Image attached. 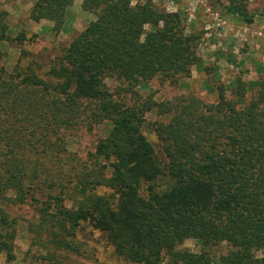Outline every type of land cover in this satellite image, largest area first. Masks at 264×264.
<instances>
[{"label": "trees", "instance_id": "obj_1", "mask_svg": "<svg viewBox=\"0 0 264 264\" xmlns=\"http://www.w3.org/2000/svg\"><path fill=\"white\" fill-rule=\"evenodd\" d=\"M74 1L36 0L29 19L53 22L58 34ZM244 1L231 0L225 14L252 24ZM82 8L96 18L52 60L48 79L34 59L22 64L23 50L8 72L0 49V205L36 209L33 242L50 262L59 263V251H77L75 233L87 223L124 264H264L256 255L264 249V79L248 105L242 79L231 96L218 87L214 104L143 98L137 88L154 78H190L200 63L199 34L153 0H83ZM5 15L0 45L34 40L24 31L12 38ZM151 111L168 119L151 125L164 159L143 134ZM86 119L111 128L78 163L64 133ZM14 224L0 208V255L8 261ZM191 238L199 252L180 249Z\"/></svg>", "mask_w": 264, "mask_h": 264}, {"label": "rangeland", "instance_id": "obj_2", "mask_svg": "<svg viewBox=\"0 0 264 264\" xmlns=\"http://www.w3.org/2000/svg\"><path fill=\"white\" fill-rule=\"evenodd\" d=\"M157 5L173 12L175 5L171 0H153ZM231 0H185V10L180 13L184 19L186 31L197 33L200 36L198 55L200 63L192 68L190 78L179 79L172 83L165 78H154L141 84L137 91L145 98L151 96L156 102L174 104L177 99L196 97L206 104H214L218 99V87L224 86L227 94L237 81L242 79L249 85L244 105H248L252 95L258 89V82L264 79V0H245L247 11L254 15L252 24H244L235 21L232 16L226 15L224 9ZM34 0H0V13H6L5 22L9 26V34L12 38L25 32L27 37L34 35V40L19 44L15 41L0 45L5 53L1 63L11 72L17 64L21 50L22 64H27L34 59L40 66L38 73L45 79L50 63L56 56L62 54L63 49L72 41L77 33L59 37L50 33L47 28L35 34L32 30L33 21L29 19L30 8ZM21 5L24 8L21 16L17 17L15 10ZM182 5V6H183ZM194 8L196 13L191 17ZM18 9V8H17ZM19 10V9H18ZM192 11V12H191ZM194 11V12H195ZM193 12V13H194ZM76 29L83 30L90 21L96 18L94 13L81 12L72 9L68 14ZM220 29L222 31H216ZM232 37L233 41H227ZM113 93L122 92L120 84L113 80L107 81ZM168 119L159 115L156 111L147 114L146 125L143 134L148 141L155 145L161 159L164 154L161 151L159 141L152 126L156 121ZM152 125V126H151ZM110 124L105 121L96 122L86 119L71 127L64 133L65 147L72 160L78 163L87 162L94 153L98 142L106 138L110 131ZM77 163V164H78ZM167 178L162 177L156 181V186H164ZM99 193L110 194L111 191L101 188ZM68 207L72 206L67 201ZM0 208L15 222L16 230L14 259L8 261L4 255H0V264H124L105 240L104 236L87 223H83L76 231L73 244L77 251H59V263L45 260L46 251L43 247L35 246L31 223L36 222V209L28 205H13L2 203ZM180 249L199 252L200 243L195 239H187ZM226 246L218 247L219 254L226 252ZM258 257L264 256V249L257 251ZM217 261V260H216ZM217 264V263H215Z\"/></svg>", "mask_w": 264, "mask_h": 264}, {"label": "crops", "instance_id": "obj_3", "mask_svg": "<svg viewBox=\"0 0 264 264\" xmlns=\"http://www.w3.org/2000/svg\"><path fill=\"white\" fill-rule=\"evenodd\" d=\"M35 1L36 0H34V3H35ZM171 2H172L173 5H175V8L173 9V12H180L181 10L182 11L185 10V5H183V2H185V0H171ZM82 4H83V0H75L74 3H73V6L69 9V13L68 14H70V12H71L72 9H77V10H79V11H81V12L84 13L85 11L82 8ZM17 8L15 10V14H16L17 17H19V16L22 15L24 8H22L20 10L21 5H19V7H17ZM30 9H32V7ZM186 9H188V11L189 10H193V12L195 11L194 8H191L190 9V8H188V6H187ZM193 12L190 14L191 17L193 15H195V13H196V11L194 13ZM32 26H33L32 30H33V32L35 34H37L39 32H42L44 28H47L50 31V33H54L53 32V26H54V24H53V22L48 21V20H43V21H40V22H33V25ZM216 31H222V30L216 29ZM79 32H81V30L76 29L75 22H72V20L67 15V19H66V21H65V23L63 25V29L61 30V32L58 33V36L59 37L68 36L69 34L79 33ZM225 40H226V42L227 41H231V42L233 41L232 37H227Z\"/></svg>", "mask_w": 264, "mask_h": 264}]
</instances>
